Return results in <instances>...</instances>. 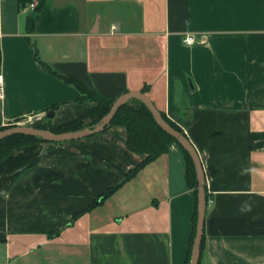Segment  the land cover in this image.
Returning <instances> with one entry per match:
<instances>
[{
    "label": "crops",
    "instance_id": "1",
    "mask_svg": "<svg viewBox=\"0 0 264 264\" xmlns=\"http://www.w3.org/2000/svg\"><path fill=\"white\" fill-rule=\"evenodd\" d=\"M18 1L0 0V128L94 106L39 60L103 94L144 92L203 161L200 264H264V0H42L32 33ZM145 157L123 125L13 151L0 162V264H185L197 196L177 142L83 212Z\"/></svg>",
    "mask_w": 264,
    "mask_h": 264
},
{
    "label": "trees",
    "instance_id": "2",
    "mask_svg": "<svg viewBox=\"0 0 264 264\" xmlns=\"http://www.w3.org/2000/svg\"><path fill=\"white\" fill-rule=\"evenodd\" d=\"M32 1L33 0H19L18 1L19 8L23 10ZM42 4H43L42 0H38L37 7L36 9H34V14L28 15L26 18V26L29 33L35 31L36 20L39 11L42 8ZM38 56H39L38 50L36 49L35 57L38 59ZM1 61H2V53L0 49V66H1ZM39 62L51 74L75 86L79 91L80 100L92 101L95 104L86 113H84L83 115L79 116L74 120L62 124L50 123L46 125L42 123H35L33 124V126H36L38 128L51 129L52 131L58 133L67 132V131H76L86 127L94 126L109 112L117 97L103 94L97 90L91 89L82 80L75 77L65 76L59 73L58 71L54 70L52 67L45 64L44 62L40 60ZM58 106L59 104L52 105L51 108L49 109V113L55 112ZM162 114L164 118L173 127L184 133V131L174 122H172L164 112H162ZM14 125H16V123H9L8 125L1 127L0 130L6 129ZM112 125L125 126L127 130V143L129 148L132 151L146 154V157L142 161H140L134 168L130 169L129 172L126 174L125 178L120 183L111 186L105 192L100 194L83 212L92 210L93 208L103 204L104 201L109 196H111L117 189H119L125 182L129 181L131 178L136 176L137 173L142 168H144L148 163L154 161L162 154L168 152L170 145L174 142H177V140L172 135L167 133L157 123L152 111L148 108V106L145 103H143L141 100L136 98L131 99L122 107H120L115 117L113 118L110 126ZM110 126L106 127V129L109 128ZM37 141H45V140L36 136L26 135V134H16L0 140V162L16 149ZM181 148L183 149L187 160L186 176H187L188 185L190 188H192L195 191L197 196L198 178H197L196 166L190 153L187 150H185L182 146ZM207 199H208V194H207ZM80 214L81 213H77L75 217H77ZM197 219H198V211L196 207L193 216V230L189 242V251L185 264L191 263L192 248H193L194 238L196 235ZM58 233L59 231H56L54 235ZM203 249H204V236L202 241L201 255L203 253Z\"/></svg>",
    "mask_w": 264,
    "mask_h": 264
},
{
    "label": "water",
    "instance_id": "3",
    "mask_svg": "<svg viewBox=\"0 0 264 264\" xmlns=\"http://www.w3.org/2000/svg\"><path fill=\"white\" fill-rule=\"evenodd\" d=\"M136 98L145 103L152 111L157 123L170 135H172L185 150L192 156L198 178V195H197V227L194 238L191 263L199 264L202 252V241L204 236L205 218L208 207L207 199V177L203 166V161L190 139L181 131L173 127L163 116L162 112L155 106L151 99L144 92H126L121 94L114 101L109 112L94 126L86 127L76 131L54 132L51 129L38 128L33 125H14L0 130V140L16 134H26L39 137L47 142H65L78 140L103 132L106 127L110 126L117 111L131 99ZM53 113H50L52 116Z\"/></svg>",
    "mask_w": 264,
    "mask_h": 264
},
{
    "label": "built area",
    "instance_id": "4",
    "mask_svg": "<svg viewBox=\"0 0 264 264\" xmlns=\"http://www.w3.org/2000/svg\"><path fill=\"white\" fill-rule=\"evenodd\" d=\"M38 0H33L29 3L23 10H34L36 9ZM182 42L185 45H194L197 43V37L193 34H185L182 38ZM5 94V77L4 74L0 72V99L3 98ZM39 120V119H38Z\"/></svg>",
    "mask_w": 264,
    "mask_h": 264
},
{
    "label": "rangeland",
    "instance_id": "5",
    "mask_svg": "<svg viewBox=\"0 0 264 264\" xmlns=\"http://www.w3.org/2000/svg\"><path fill=\"white\" fill-rule=\"evenodd\" d=\"M14 123H16V125H33L35 123H42V124H50L49 122H47L46 120L44 119H32V120H19V121H15Z\"/></svg>",
    "mask_w": 264,
    "mask_h": 264
}]
</instances>
